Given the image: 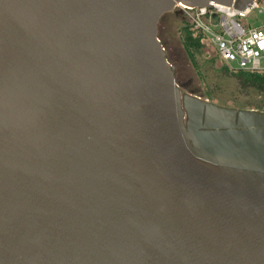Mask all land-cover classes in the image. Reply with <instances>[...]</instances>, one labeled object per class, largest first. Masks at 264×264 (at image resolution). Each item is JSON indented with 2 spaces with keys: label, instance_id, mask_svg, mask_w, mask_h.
I'll use <instances>...</instances> for the list:
<instances>
[{
  "label": "water",
  "instance_id": "water-1",
  "mask_svg": "<svg viewBox=\"0 0 264 264\" xmlns=\"http://www.w3.org/2000/svg\"><path fill=\"white\" fill-rule=\"evenodd\" d=\"M0 0V264H264V111L182 92L180 5Z\"/></svg>",
  "mask_w": 264,
  "mask_h": 264
},
{
  "label": "rangeland",
  "instance_id": "rangeland-1",
  "mask_svg": "<svg viewBox=\"0 0 264 264\" xmlns=\"http://www.w3.org/2000/svg\"><path fill=\"white\" fill-rule=\"evenodd\" d=\"M261 5L264 7V1ZM252 17H257V12ZM187 22V17L177 7L160 19L158 35L169 62L175 67L176 82L183 87L182 92L223 107L264 111V89L244 76L227 72L210 40L205 41L202 51L196 54L197 66L193 65L183 45Z\"/></svg>",
  "mask_w": 264,
  "mask_h": 264
},
{
  "label": "built area",
  "instance_id": "built-area-1",
  "mask_svg": "<svg viewBox=\"0 0 264 264\" xmlns=\"http://www.w3.org/2000/svg\"><path fill=\"white\" fill-rule=\"evenodd\" d=\"M255 0L245 10L213 4L210 7L178 6L194 30L205 34L230 71L264 73V7ZM257 12V17L253 14Z\"/></svg>",
  "mask_w": 264,
  "mask_h": 264
},
{
  "label": "trees",
  "instance_id": "trees-1",
  "mask_svg": "<svg viewBox=\"0 0 264 264\" xmlns=\"http://www.w3.org/2000/svg\"><path fill=\"white\" fill-rule=\"evenodd\" d=\"M205 41H206L205 34L200 31L194 30L191 24L187 22L183 30V45L193 65L197 66L196 54L202 51ZM224 67H225L224 69L227 72L230 71L229 68H227V66ZM234 73L246 77L250 82L255 84L257 87L264 89V73L249 72V71H237Z\"/></svg>",
  "mask_w": 264,
  "mask_h": 264
}]
</instances>
